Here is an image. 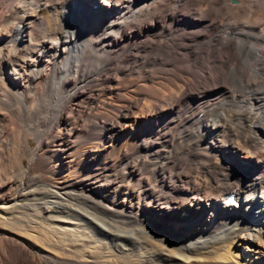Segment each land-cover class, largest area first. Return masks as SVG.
I'll list each match as a JSON object with an SVG mask.
<instances>
[{
  "label": "bare ground",
  "instance_id": "6f19581e",
  "mask_svg": "<svg viewBox=\"0 0 264 264\" xmlns=\"http://www.w3.org/2000/svg\"><path fill=\"white\" fill-rule=\"evenodd\" d=\"M43 263L264 264V0H0V264Z\"/></svg>",
  "mask_w": 264,
  "mask_h": 264
},
{
  "label": "rangeland",
  "instance_id": "374dc122",
  "mask_svg": "<svg viewBox=\"0 0 264 264\" xmlns=\"http://www.w3.org/2000/svg\"><path fill=\"white\" fill-rule=\"evenodd\" d=\"M48 116V115H47ZM8 129V128H7ZM38 129H41V127L39 126L38 127ZM27 140H28V143L30 144V145H35L36 144V142H35V140H34V137H33V134H31V133H27ZM220 154H224V153H220ZM22 161H23V165H26L27 164V160H26V158L25 157H22ZM25 161V162H24ZM13 193H14V190H10L9 191V193H8V196H7V199H10L12 196H13ZM190 208H192L193 209V207H190ZM189 210L190 209H186L185 210V213H183V215H188V213H189ZM44 264V263H43Z\"/></svg>",
  "mask_w": 264,
  "mask_h": 264
}]
</instances>
